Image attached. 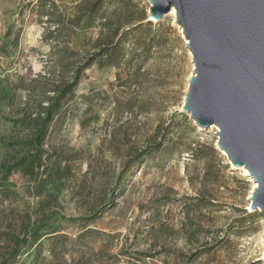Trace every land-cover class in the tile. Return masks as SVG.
Returning a JSON list of instances; mask_svg holds the SVG:
<instances>
[{
    "label": "rangeland",
    "instance_id": "rangeland-1",
    "mask_svg": "<svg viewBox=\"0 0 264 264\" xmlns=\"http://www.w3.org/2000/svg\"><path fill=\"white\" fill-rule=\"evenodd\" d=\"M148 9L0 0V164L19 156L53 90L94 58L48 126L37 172H0L8 264L264 263L253 181L218 148L217 127L182 110L191 54L170 11L150 21ZM10 230L28 233L15 254Z\"/></svg>",
    "mask_w": 264,
    "mask_h": 264
},
{
    "label": "water",
    "instance_id": "water-1",
    "mask_svg": "<svg viewBox=\"0 0 264 264\" xmlns=\"http://www.w3.org/2000/svg\"><path fill=\"white\" fill-rule=\"evenodd\" d=\"M149 20L175 10L193 69L182 110L255 182L264 211V0H148ZM264 264V263H263Z\"/></svg>",
    "mask_w": 264,
    "mask_h": 264
},
{
    "label": "trees",
    "instance_id": "trees-1",
    "mask_svg": "<svg viewBox=\"0 0 264 264\" xmlns=\"http://www.w3.org/2000/svg\"><path fill=\"white\" fill-rule=\"evenodd\" d=\"M106 48H108V46L101 49V51L98 52V55L104 54L106 52ZM93 59L94 58L92 57L87 59L83 65H78L73 71L71 80L69 82L60 83L53 90V94L47 97V104L40 105L39 109L35 111L34 117L30 119L32 122V136L26 140L24 149L19 151V156L14 160V162L9 164H0V172L2 173L3 180H6L15 170H18L23 175L33 176L40 168L42 160L41 146L43 144L48 126L64 98L69 95L78 84L82 71L91 64ZM11 122L13 125H16L19 120H11ZM0 235H2L1 232ZM27 235L28 233H25L24 236L21 237L20 233L10 230L5 232V241H8L12 245V251L15 250L16 252ZM8 261L9 258L0 252V264H8Z\"/></svg>",
    "mask_w": 264,
    "mask_h": 264
},
{
    "label": "bare ground",
    "instance_id": "bare-ground-1",
    "mask_svg": "<svg viewBox=\"0 0 264 264\" xmlns=\"http://www.w3.org/2000/svg\"><path fill=\"white\" fill-rule=\"evenodd\" d=\"M170 14L173 16V18H175V10H174V8H171V10H170ZM182 32V31H181ZM183 35V34H182ZM241 170H242V172H243V174L244 175H247L250 179H251V177L249 176V173H248V171L246 170V169H244L243 167H241ZM252 180V179H251ZM253 181V180H252ZM253 184H254V186L256 185L255 184V182L253 181ZM254 188V187H253Z\"/></svg>",
    "mask_w": 264,
    "mask_h": 264
}]
</instances>
